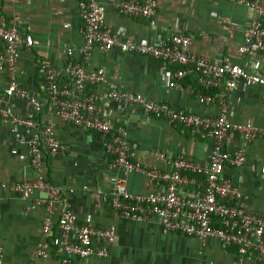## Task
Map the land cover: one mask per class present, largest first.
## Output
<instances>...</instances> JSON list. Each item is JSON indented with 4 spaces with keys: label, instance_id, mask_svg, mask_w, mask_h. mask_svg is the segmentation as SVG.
<instances>
[{
    "label": "crops",
    "instance_id": "crops-1",
    "mask_svg": "<svg viewBox=\"0 0 264 264\" xmlns=\"http://www.w3.org/2000/svg\"><path fill=\"white\" fill-rule=\"evenodd\" d=\"M121 0H99L106 8V23L115 32H123L135 40L169 38L175 33L195 36L193 50L203 58L222 62L231 57L241 64L247 58L240 57L239 48L252 23L253 11L230 0H159L156 26L143 18L125 17L118 13L116 5ZM8 23L34 37L31 50L20 48L18 80L20 86L35 93L43 109L38 118L43 127L53 124L57 137L65 147L64 155L43 157L48 180L62 188L67 202L78 214V224L91 221L95 227L117 230L116 243L107 245L97 241V249H106V259L91 257L76 260L73 264H232L236 256L224 250L214 240H199L167 232L156 221L135 222L118 216L112 206L104 203L102 196L112 190L116 170L113 159L106 153L96 133L75 127L62 121L52 110L45 90L41 71L43 59H50L55 66L64 67L69 58L68 48H75L76 62H84L81 53L84 45L83 22L77 0H18L10 4L0 0ZM240 58V60H238ZM87 66L91 70L103 68L108 83L98 91V103L107 111L115 127L125 126L128 139L136 152L135 162L145 169L159 168L160 151L172 156L184 157L206 165L211 154V143L194 137L190 130L175 126L165 119L146 117L142 110L121 109L108 98L109 88H122L141 93L158 102L190 110L199 115L216 116L220 107L199 102L197 95H188L168 87L166 73L177 66L166 68L156 58L124 53L114 49L108 53L94 49ZM182 84L204 92L193 76ZM8 86V76L0 72V92ZM91 91V88H90ZM212 92L213 91H209ZM219 92H216V94ZM208 94V93H206ZM215 94V93H214ZM222 95V94H219ZM232 120L237 123L252 122L264 126V88L240 87L229 98ZM14 112L24 116L30 106L26 100L13 99ZM27 137L23 128L15 134L11 126L0 121V246L3 248L4 264H43L35 257L42 242V227L47 216L46 207L33 208L36 201L46 195L37 191L30 199L2 188L35 178L27 143L19 140ZM240 145L235 136L229 150ZM249 163L243 168L226 169V174L242 193V205L251 213L264 216V139L250 145ZM129 188L136 195L147 194L154 189L151 180L142 172H134ZM63 207L54 209L51 217L56 224ZM60 236L58 227L53 232ZM72 240H76L72 236ZM51 264H60V256L52 248ZM246 264H254L247 260Z\"/></svg>",
    "mask_w": 264,
    "mask_h": 264
},
{
    "label": "built area",
    "instance_id": "built-area-1",
    "mask_svg": "<svg viewBox=\"0 0 264 264\" xmlns=\"http://www.w3.org/2000/svg\"><path fill=\"white\" fill-rule=\"evenodd\" d=\"M15 4L18 0H4ZM253 11V20L247 29L240 57L247 58L245 64L227 57L222 62L203 58L193 50L195 36L175 33L169 38L135 40L123 32H115L106 23V8L99 0H77L83 22L82 36L84 62H76L75 48H68L69 58L64 67H57L48 58L41 62L45 90L55 115L75 127L96 133L106 153L113 159L116 170L112 190L102 196L103 202L112 206L115 213L135 222L156 221L164 230L174 234L214 240L224 250L232 251L236 259L232 264H264V216L248 212L242 205V193L227 176L226 169L243 168L249 163L250 145L264 139V126L252 122L237 123L232 120L229 98L240 87L264 88V0H230ZM159 0H121L116 5L118 13L125 17L143 18L156 26ZM34 37L10 25L0 3V72L8 76V86L0 92V121L11 126L15 134L23 128L27 137L19 140L29 146L31 164L35 178L2 188L19 194L23 199L32 198L37 191L46 195L36 203L46 207L47 216L42 227V242L35 257L43 264H51L52 248L60 256V264H73L93 256L106 259L109 251L97 249L101 241L114 245L117 230L95 227L91 221L78 224V214L72 210L62 188L51 183L43 157L63 156L65 147L57 137L56 127H43L39 114L43 106L38 96L22 88L18 80L20 48L31 50ZM99 49L108 53L114 49L127 54L156 58L166 68L177 66L166 73L168 87L188 95H197L199 102L220 107L216 116L199 115L187 109L176 108L158 102L141 93L122 88H109L108 98L121 109L142 110L146 117H158L175 126L190 130L194 137L211 143V154L206 165L184 157H176L168 151L157 153L162 163L159 168L145 169L135 162L136 152L128 139L125 126L115 127L107 111L98 103V91L108 83L103 68L91 70L87 66L92 51ZM240 60V58L238 59ZM189 76L196 78L202 90L185 87L182 82ZM91 88V91H90ZM216 92H219L216 94ZM215 93V94H214ZM222 94V95H219ZM26 100L29 112L19 116L14 112L12 100ZM238 136L240 145L229 150L232 138ZM144 173L154 189L147 194L136 195L129 188V179L134 172ZM261 172L264 176V167ZM58 206L62 212L56 224L51 214ZM58 227L60 236L53 232ZM75 236L76 240H72ZM3 248L0 246V264L3 263Z\"/></svg>",
    "mask_w": 264,
    "mask_h": 264
},
{
    "label": "trees",
    "instance_id": "trees-1",
    "mask_svg": "<svg viewBox=\"0 0 264 264\" xmlns=\"http://www.w3.org/2000/svg\"><path fill=\"white\" fill-rule=\"evenodd\" d=\"M204 93H212V92H209V91H204Z\"/></svg>",
    "mask_w": 264,
    "mask_h": 264
}]
</instances>
